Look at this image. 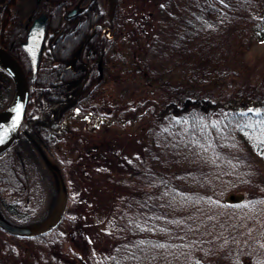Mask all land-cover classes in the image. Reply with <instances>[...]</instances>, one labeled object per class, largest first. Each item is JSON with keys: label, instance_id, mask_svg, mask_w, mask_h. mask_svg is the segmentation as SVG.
I'll use <instances>...</instances> for the list:
<instances>
[{"label": "trees", "instance_id": "1", "mask_svg": "<svg viewBox=\"0 0 264 264\" xmlns=\"http://www.w3.org/2000/svg\"><path fill=\"white\" fill-rule=\"evenodd\" d=\"M72 3L41 1L48 33L61 31ZM120 4L113 40L103 41L98 29L90 37L95 21L82 25L78 37L65 38L74 42L64 55L68 40L44 46L33 80L9 5L0 19V45L29 81L27 133L63 175L97 159L104 141H88L90 131L144 127L141 154L116 161L115 172L125 171L135 189L113 206L106 250L83 230L62 231V221H74L68 213L24 240L55 252L44 264H264V51L253 50L264 40V0H164L155 6L159 22L151 40L148 27L133 24ZM108 83L126 92L105 111ZM10 84L0 70V110ZM32 104L40 107L35 114L28 113ZM24 141L0 154V208L13 217L26 210L18 201L15 156L29 164L37 155ZM63 148L75 151V162L61 158ZM234 193L240 199L227 203ZM66 238L76 239V249L63 255L55 249ZM3 253L0 248V264Z\"/></svg>", "mask_w": 264, "mask_h": 264}, {"label": "rangeland", "instance_id": "2", "mask_svg": "<svg viewBox=\"0 0 264 264\" xmlns=\"http://www.w3.org/2000/svg\"><path fill=\"white\" fill-rule=\"evenodd\" d=\"M120 11L126 14L131 22L143 27L141 30H147L148 40H151L157 31L159 14L155 6L164 0H120ZM143 19V21H141ZM132 24V25H133ZM145 28V29H144ZM146 31V30H145ZM253 50L258 53L264 51V40L254 44ZM105 90L103 99L105 111H110L112 105L125 95L126 87H116L113 83H108L103 88ZM12 87L10 95L5 96L7 102L12 98ZM102 98V97H101ZM117 98V99H116ZM37 104L29 106L28 113L35 114L39 110ZM137 130L132 128L117 129L109 126L101 128L98 131H90L87 134V140L90 142L104 141L101 148L96 151L95 161L88 162L87 166L76 163L71 168H65V175L55 163L50 154L43 152L44 157L50 156L51 160L58 167L65 185V212L63 216L68 215L74 220L71 223L62 221L61 230L64 232L83 230L85 236L104 250L107 249L108 241L104 234L114 230L112 220L114 219V205L117 201H124L134 191L135 183L127 179L125 171L118 170L116 161L119 158L126 159L141 154L142 128L140 125ZM71 141L74 138L70 139ZM42 151H44L41 146ZM61 158L74 161L75 151L71 148H63ZM35 162L32 160L29 164L20 163V158L15 156L17 173L21 186L18 189V198L26 210L16 217L0 208V215L4 218L17 219L27 224H38L54 216L57 207V192L53 185L51 171L47 165H43V158L39 151H34ZM75 162V161H74ZM80 163V162H79ZM54 166L52 163H50ZM55 166V167H56ZM83 171V172H82ZM241 193L229 194L226 197L227 203L238 201ZM15 216V215H14ZM52 216V217H53ZM62 216V218H63ZM13 217V218H11ZM64 219V218H63ZM62 220V219H61ZM27 222V223H26ZM74 233V235H75ZM76 238V236H74ZM75 238L70 240L66 238L62 244L55 249L60 254L70 253L71 249L75 251ZM78 244V242L76 243ZM0 248L4 250V264H44V261L55 259L54 251H47L27 240H16L0 232ZM2 251V250H1Z\"/></svg>", "mask_w": 264, "mask_h": 264}, {"label": "water", "instance_id": "3", "mask_svg": "<svg viewBox=\"0 0 264 264\" xmlns=\"http://www.w3.org/2000/svg\"><path fill=\"white\" fill-rule=\"evenodd\" d=\"M75 8L68 13V16L75 13ZM46 18L40 16L33 21L26 33L25 41L21 44L22 50L27 55L32 71V79L35 77L39 56L42 49L45 34ZM0 69L5 71L13 83V96L10 104L0 111V153L5 151L19 136L23 124V116L28 101V80L19 62L0 45ZM42 164L47 165L51 171L53 185L57 192V207L54 216H50L44 222L38 224L17 225L9 222L0 215V230L19 238H31L46 233L55 227L62 219L65 212V185L58 167L51 160L44 157ZM52 163L54 166H52ZM56 166V167H55Z\"/></svg>", "mask_w": 264, "mask_h": 264}, {"label": "flooded vegetation", "instance_id": "4", "mask_svg": "<svg viewBox=\"0 0 264 264\" xmlns=\"http://www.w3.org/2000/svg\"><path fill=\"white\" fill-rule=\"evenodd\" d=\"M41 1L42 0H0V19L2 22L5 19L4 17L7 13L8 5L15 14V21L17 22L18 28L17 35L19 38L21 37V40L18 42L21 50V44L25 41L28 29L30 28L33 21L40 16H45L46 18L44 42L42 44L41 53L44 46L50 44V42L51 44L56 43L58 39L66 38L67 35H71L73 32H76L80 26L90 24L94 21L95 23L91 24L90 26V37L94 35V30L98 29L100 30V36L103 41L113 40L117 27L115 23L117 0H73L71 7L65 11V22L61 27V31L54 36L47 31L48 17L40 8ZM74 8L76 10L75 13L68 16V13ZM96 20H100L101 23L99 24V22H96ZM87 41H90V39H87ZM87 53L95 57L91 48L87 49ZM95 59L98 60L97 57ZM10 91L11 86L6 96L10 95ZM22 135L23 134L21 133L20 139L15 144H13L12 148H14V150H18V147H20Z\"/></svg>", "mask_w": 264, "mask_h": 264}, {"label": "bare ground", "instance_id": "5", "mask_svg": "<svg viewBox=\"0 0 264 264\" xmlns=\"http://www.w3.org/2000/svg\"><path fill=\"white\" fill-rule=\"evenodd\" d=\"M114 1V0H113ZM101 22H100V20H99V24H100ZM79 31V30H78ZM76 31L75 32V34L74 33H72V35H70V37H73V36H76V37H78L79 35H80V33H81V31ZM62 40H65V38H63ZM68 40V43H66L65 44V47H64V49H63V52H62V55H64L67 51H68V49L72 46V44H73V42H74V40L73 39H71V38H69V39H66L65 40V42ZM43 42H44V38H43ZM25 53V52H24ZM27 56V55H26ZM28 58V57H27ZM29 60V59H28ZM30 63V62H29ZM20 64V63H19ZM20 66H21V64H20ZM22 67V66H21ZM23 68V67H22ZM3 73H5L8 77H9V75L5 72V71H3L2 69H0ZM24 70V69H23ZM10 78V77H9ZM11 79V78H10ZM12 81V80H11ZM28 104V103H27ZM26 110H27V105H26V109H25V112H24V116H25V114H26ZM24 116H23V122H24V124L22 125V127H21V132H22V134L24 135L23 136V139H21L22 140V142H21V147L23 148V147H25L26 146V142L24 141L25 140V137L28 139V141H29V143H30V145L28 144V146H29V148L30 149H34V147H35V149L36 150H38V151H42V149H41V142L40 141H38L36 138H33L32 136H31V134H28L27 133V131H28V128H27V126H26V123H25V121H24ZM10 148H12L13 146L12 145H10L9 146ZM3 152H5V151H3ZM2 152V153H3ZM42 152H44L45 153V151H42Z\"/></svg>", "mask_w": 264, "mask_h": 264}, {"label": "snow or ice", "instance_id": "6", "mask_svg": "<svg viewBox=\"0 0 264 264\" xmlns=\"http://www.w3.org/2000/svg\"><path fill=\"white\" fill-rule=\"evenodd\" d=\"M0 142H2V138H0Z\"/></svg>", "mask_w": 264, "mask_h": 264}]
</instances>
